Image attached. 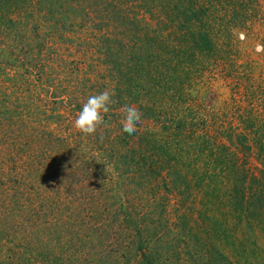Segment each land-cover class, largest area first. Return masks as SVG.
Wrapping results in <instances>:
<instances>
[{"label": "trees", "instance_id": "obj_1", "mask_svg": "<svg viewBox=\"0 0 264 264\" xmlns=\"http://www.w3.org/2000/svg\"><path fill=\"white\" fill-rule=\"evenodd\" d=\"M260 1L0 0V264H264V89L203 102Z\"/></svg>", "mask_w": 264, "mask_h": 264}, {"label": "rangeland", "instance_id": "obj_2", "mask_svg": "<svg viewBox=\"0 0 264 264\" xmlns=\"http://www.w3.org/2000/svg\"><path fill=\"white\" fill-rule=\"evenodd\" d=\"M253 23L250 27L253 29L251 36L249 34L248 38L245 39L241 38V33L235 36L238 40V42L234 43V64L236 63L234 65V72L238 74L236 81L235 78L234 83L229 79H227L228 81H222L221 78H217L218 80H205L203 84H209V87L205 91L204 104H212L214 108H223L230 96V86L232 85H234V89L236 88L238 90L239 94L240 92L245 93V95L240 94V99L248 100L249 98L251 102L253 99H256V95L250 91L249 86L254 85L259 89H264V45L263 51L259 49L262 44L261 40L264 43V0H261L260 4L256 7V15L253 18ZM226 83L227 86H225ZM245 87H249V89L245 91ZM54 245L56 246V244ZM9 249L13 251L14 246L9 247ZM60 249L62 256L55 257L56 261L61 262V259L65 260L68 257H75L70 246V251L67 245L61 246ZM125 262L127 261L124 260L123 263Z\"/></svg>", "mask_w": 264, "mask_h": 264}, {"label": "clouds", "instance_id": "obj_3", "mask_svg": "<svg viewBox=\"0 0 264 264\" xmlns=\"http://www.w3.org/2000/svg\"><path fill=\"white\" fill-rule=\"evenodd\" d=\"M115 95V89H105L99 94L90 96L74 120V128L84 136H95L99 127L104 124V114H107L110 105L115 103L113 99ZM120 111L122 131L129 135L134 134L142 120L139 107L135 104L124 103Z\"/></svg>", "mask_w": 264, "mask_h": 264}]
</instances>
